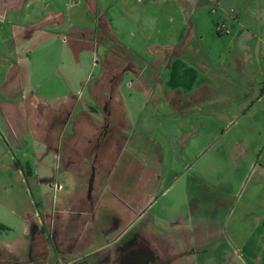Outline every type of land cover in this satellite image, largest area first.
<instances>
[{
    "label": "rangeland",
    "instance_id": "rangeland-1",
    "mask_svg": "<svg viewBox=\"0 0 264 264\" xmlns=\"http://www.w3.org/2000/svg\"><path fill=\"white\" fill-rule=\"evenodd\" d=\"M6 9L0 264H264V105L239 106L246 78L225 53L243 47L217 35L235 23L263 52L264 0H25ZM121 68L116 98L132 114L99 128L104 120L85 111ZM226 93L227 106L213 102ZM178 99L187 102L165 103ZM99 130H109L103 146Z\"/></svg>",
    "mask_w": 264,
    "mask_h": 264
},
{
    "label": "crops",
    "instance_id": "crops-1",
    "mask_svg": "<svg viewBox=\"0 0 264 264\" xmlns=\"http://www.w3.org/2000/svg\"><path fill=\"white\" fill-rule=\"evenodd\" d=\"M24 2H25V0H0L1 15L4 12L5 13L8 12V10L6 8H8V7L13 8L16 6H20ZM199 2L200 1H195V3L197 4L196 6H205V4H199ZM30 26H33V25H30ZM223 26L225 27L224 32L222 30V27L221 28L217 27L218 38L222 39L223 36H221V35L227 34L226 38L227 37L229 38L228 40L230 43H239L243 47V50L241 49V51H239L240 53H232L231 51H227L225 53L226 55H230L233 57L234 62L236 64V68L238 67L239 71L242 72L243 76H245V78H246V83L243 86V88L245 90L243 92V95L240 98V105L239 106H242L244 108L245 106L246 107L247 106L248 107H250V106L259 107V106L264 105V51L261 52L259 50L260 46L258 45L259 42H261V38L259 36H256L250 30H245V31L239 30L238 31L237 26L235 25V23H232V22L229 24V26L228 25H223ZM27 29L28 28H26L24 30H27ZM18 30H20V28ZM19 32L17 30H12V35L13 34L19 35ZM26 32H27V34H25L24 38H27V39L32 38L35 34L34 31L32 33L28 32V31H26ZM252 37H256V45L257 46H255V47H253V45H249L250 39ZM182 42H184V41L180 40L178 43H182ZM175 46H176L175 49L178 50V51H175L176 52L175 57H178V56L180 57L181 55H184L186 46H182V47H180L179 45H175ZM94 47H95V45H93V48ZM261 60H262V62H261ZM214 64L215 63H213L212 65H214ZM125 69L126 68H121L118 71L110 72L107 74V76L110 79V80H108V82H110L111 84H110V86H106L104 88V91L107 93V94H104L105 95L104 97H99L97 94H94V97H93V95L91 93L93 100L95 101V106H93V108L92 107L88 108L89 110H86L85 113L89 112V114H87V115L89 117H91L92 120H94V118H93L94 116H99L100 118H102L104 120L103 125L100 127H99V125H97V128L98 127L101 128L105 124L107 125L109 123L110 124L114 123L115 122L114 121L115 115H118L119 121L125 124V123H127L126 119L130 116V114H132V111L130 110L127 102L120 101L119 99L116 98V90H117L119 83L122 79V71ZM223 69H224V67L222 68V70ZM120 76H121V78H120ZM261 77H262V80H261ZM207 89H208V91H210V86H207ZM90 92H91V88H90ZM150 101L154 103L155 107H158V105L160 103L158 100H154V101L150 100ZM184 102H187V101H184L182 99L173 100V101L172 100H165L166 104L174 105V108L180 107V104L184 103ZM211 102H212V100H208L209 105L211 104ZM213 102L219 103L220 107L222 106L221 104H224V107L227 106V103L229 102L228 94L226 93V95H224L223 97H220L219 101L214 100ZM99 109L101 110V112L99 111ZM224 113H225V111L222 113V110L221 111L219 110V113H218L219 117L222 116ZM243 114H245V113H243ZM108 133H109V130H107V132H101V133H100V130H99V132L97 131V135H96L95 139L102 137V138H104V142L102 144L100 142L99 147L97 149H96V146L94 145L93 150H95V152H96L95 158L100 153L98 151L99 148L101 147L100 144L103 146V144L106 142L107 137H108ZM183 138H184V136L179 138L178 141L179 142L182 141ZM99 139H101V138H99ZM45 144L47 145L46 142H45ZM95 144H96V142H95ZM89 146L91 148L90 143H89ZM158 154L161 155L160 153H158ZM96 160H95V163H93V165H94L93 171H92V174L90 177V186H92V187H94V184L99 177L98 174L101 170V168H100L101 164L99 162H96ZM79 164L78 163L74 164V165H72L74 167L65 168V169H66V171H69L73 168L76 169L77 165H79ZM70 174L71 173H69L68 175H70ZM84 175L89 176V174L86 170L84 172ZM85 180L88 181V178L86 177ZM90 193H91V191H90ZM90 193H89V195H90ZM139 209H137L135 211V213L138 212ZM171 247H172V249H175V247L173 245Z\"/></svg>",
    "mask_w": 264,
    "mask_h": 264
},
{
    "label": "trees",
    "instance_id": "trees-1",
    "mask_svg": "<svg viewBox=\"0 0 264 264\" xmlns=\"http://www.w3.org/2000/svg\"><path fill=\"white\" fill-rule=\"evenodd\" d=\"M72 44V43H71ZM72 47L76 50V48L75 47H78V50H76L77 52L80 50H84V49H89V48H92L93 47V45L92 44H90V43H85L84 45H82V46H75V45H73L72 44ZM28 171L31 173V170H30V168H28ZM8 227L5 225V224H3L2 222H0V230H5V229H7Z\"/></svg>",
    "mask_w": 264,
    "mask_h": 264
}]
</instances>
